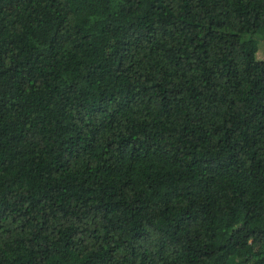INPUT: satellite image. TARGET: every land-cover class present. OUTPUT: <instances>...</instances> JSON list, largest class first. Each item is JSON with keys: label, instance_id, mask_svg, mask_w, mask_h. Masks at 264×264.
I'll return each instance as SVG.
<instances>
[{"label": "trees", "instance_id": "trees-1", "mask_svg": "<svg viewBox=\"0 0 264 264\" xmlns=\"http://www.w3.org/2000/svg\"><path fill=\"white\" fill-rule=\"evenodd\" d=\"M264 0H0V264H264Z\"/></svg>", "mask_w": 264, "mask_h": 264}, {"label": "rangeland", "instance_id": "rangeland-1", "mask_svg": "<svg viewBox=\"0 0 264 264\" xmlns=\"http://www.w3.org/2000/svg\"><path fill=\"white\" fill-rule=\"evenodd\" d=\"M256 56L258 58L264 59V39H261L256 47Z\"/></svg>", "mask_w": 264, "mask_h": 264}]
</instances>
